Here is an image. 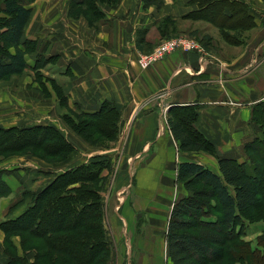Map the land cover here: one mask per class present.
I'll return each mask as SVG.
<instances>
[{"label":"crops","instance_id":"0c3cea01","mask_svg":"<svg viewBox=\"0 0 264 264\" xmlns=\"http://www.w3.org/2000/svg\"><path fill=\"white\" fill-rule=\"evenodd\" d=\"M83 1L36 0L28 5L32 13L22 41L38 42L40 54L57 57L61 71L40 85L31 74L23 79V87H17L20 77L11 78L12 84L6 86L4 84L9 82H0V90L7 92V97L0 95V100L10 102V110L36 103L33 115L38 113L44 119H51L61 128L64 122L58 90L64 96L62 107L65 106L66 111L96 113L105 102L115 106L119 113L120 137L113 148L124 149L123 165L128 167L127 172L131 167L137 180L132 192L134 200L121 206V213L128 221L134 244L138 245L134 261L151 264L150 248L156 244V231L160 227L158 214L162 208L156 204L174 193V188L170 190L169 184L164 188L159 181L171 180L177 185L181 157L165 118L167 115L169 118L170 111L174 107H196L195 129L214 144L218 155L240 163L247 162L243 154L246 144L262 132L253 117L256 106L264 102V0H238L247 5L255 24L245 31V39L243 32V41L239 44L228 43L221 34L212 33L211 40L203 45L205 53L176 51L148 70L137 65L139 54L152 51L153 39L163 40L159 28L166 18L180 24L188 21L189 27L191 23L208 25L206 20L191 16L199 11L198 2L118 0L113 6L100 4L102 17L92 18L80 12ZM199 30L187 32L199 33ZM25 57L32 69L34 55ZM54 81L56 86L61 83V87H54ZM10 114L11 117L16 115L15 112ZM68 136L77 153L87 150V157L83 155L82 160L89 161L91 155L98 154L74 131ZM183 157L185 161L210 165L213 172L219 173L217 160L205 153H197L195 159L189 153ZM31 160H26L31 165L26 168L20 165L14 169L13 162L1 164L0 179L11 191L7 197L0 198V222L8 217L11 205L21 198L18 195L22 189L39 188L30 176L29 167L43 172L49 169ZM173 205L163 209L167 231ZM23 211L16 210L13 217ZM151 229L155 233L148 236L145 230ZM4 237L0 229V253ZM16 244L19 245V239ZM158 245L157 259L166 257L164 246ZM19 254L24 256L21 248ZM28 259L33 261L34 258L29 256Z\"/></svg>","mask_w":264,"mask_h":264},{"label":"trees","instance_id":"16d2710c","mask_svg":"<svg viewBox=\"0 0 264 264\" xmlns=\"http://www.w3.org/2000/svg\"><path fill=\"white\" fill-rule=\"evenodd\" d=\"M34 1L0 0V14L3 16L0 17V82L20 76L29 68L25 53L31 50L33 42L22 40L32 13L28 5ZM196 1L199 11L191 16L218 24L216 17L209 16V12L215 10L223 19L220 33L228 43L239 44L243 41V31L255 25L243 2ZM117 2L84 0L80 12L100 18L103 15L100 4L113 6ZM164 21L169 29L172 21L169 18ZM159 29L166 39L173 37L170 30H164L162 26ZM232 30L234 35L230 33ZM191 35L198 37L199 33L195 31ZM203 40L206 44L210 36ZM58 91V95L62 94L61 90ZM61 101L64 105L65 99ZM68 112L70 116L64 115L67 124L83 139L95 138L97 142L98 137L110 141L117 138L119 113L112 103L105 102L96 113ZM170 112L168 124L180 151L211 150V144L194 127L196 107H174ZM253 119L262 132L245 147L253 165L252 171L245 163L223 158L218 162L219 173L196 162L179 164L178 181L184 183L192 196L178 202L171 213L167 242L172 264H225L227 246L238 237L235 231L242 217L254 209L264 212V191L260 187L264 179V102L256 106ZM22 138L27 139L17 142ZM87 142L91 143L90 140ZM29 149L43 152L44 157H63L76 148L68 138L52 128L36 127L22 133L20 129H0V151L25 153ZM105 160L93 158L56 177L51 185L35 195L24 192L21 199L9 208L7 219L0 223L6 235L0 264H108L109 254L106 253L110 247L98 188L107 164ZM10 191L8 184L0 179V198L9 195ZM29 197H33L31 203L21 214L13 217L17 207ZM69 212L78 217L85 216L83 222L45 227L49 220L64 219ZM215 212L218 213L217 219L212 218ZM15 236L21 238L24 257L17 255L12 240ZM69 245L83 246L94 250V253L87 260H80L70 252ZM29 256H33L34 262L29 261Z\"/></svg>","mask_w":264,"mask_h":264},{"label":"rangeland","instance_id":"374dc122","mask_svg":"<svg viewBox=\"0 0 264 264\" xmlns=\"http://www.w3.org/2000/svg\"><path fill=\"white\" fill-rule=\"evenodd\" d=\"M209 16L216 17L215 20H216V23L218 24H215V22L214 24H212L211 22L207 21L208 25L203 24V23L201 25L191 23L192 27H189L190 25L188 24L190 23H188V21L185 23H181V24L180 22L178 23L172 22V23H169V29H168L166 28L167 23L164 21L162 27L164 28V30H168V31L170 30L171 35L173 37L168 38V39L178 38V37H189L191 39L196 40L199 44L203 46V44H205V41L203 40L205 36H210V40H211L212 33L215 36L216 34H219V36L221 34L220 27L223 23V19L220 17L219 14L216 13L215 10L209 12ZM0 17H3V16L0 14ZM228 25H232V24L229 23ZM204 26H208V28L204 29ZM194 29H200L198 37L192 36L191 35L192 32H187L188 30L191 31ZM243 32H244V39H245L247 32L245 31ZM230 33L232 35L235 34V32L233 31H230ZM160 36L163 40L161 39L158 40V38L153 39L154 47L150 48L152 50V51L150 50L151 52H153V50L156 49L163 41L168 40L161 33H160ZM242 39H243V33H242ZM232 41L234 40L232 39ZM37 46H38V42H33V46H30L32 51L25 53L26 55L28 54L34 55L35 60L31 61L30 67L32 66V69L28 68L22 75L14 76V77H20L21 79V81H19V86L17 87H23L22 85L23 79L25 78V76L29 74L32 75L33 77L32 79L34 80V82L40 85V83L43 84L46 81V79L51 80V78L56 72L58 73L59 71H61L57 67L58 58L52 55L48 56L47 54H43V53L40 54L39 47ZM205 51L206 50L204 48V53ZM151 52H148V53H151ZM148 53H144V54H148ZM5 81L9 83L4 84V86H6L7 84H12L10 83L11 79H7ZM54 87H57V89L60 88L61 83H60V86L58 85L56 86L55 81H54ZM13 90L15 92V89ZM0 95L3 97H7L6 90H0ZM62 96L63 94L59 95V102H60V106H61L62 113H63L61 121L63 120L62 122H64L63 123L64 128L57 126L54 122H52L51 119H44L38 113L37 115H33L32 110L37 105L36 103L35 104L33 103L32 105H27V104L18 105L17 109L10 110L8 109V105H10L11 103L10 102L8 103L7 101L2 102L0 100V129L2 130H9L13 128L20 129V133H22L25 130L30 131L32 128H36V127H43L44 129L52 128L53 130L57 131L61 136L68 138V140L73 145H75L71 141V137L68 136L70 135V131L72 129L67 124L65 117L70 116V113L66 111L65 109H63L64 106L62 107L63 102L61 101V99H63L64 97ZM14 112L16 115L11 117L10 113H14ZM64 115L66 116L64 117ZM165 118L168 119V115ZM66 128L69 130V133L66 130ZM77 136L80 137L79 135ZM119 137L120 135H118V133H117V138L114 141L103 140L98 137L97 142L94 141L96 140L95 138H92V139H89L91 143L87 142L89 141L87 139H83L82 137L80 138L86 144L92 146L91 147L92 149H96L98 153L97 155H91L90 160L96 157H101L103 159L106 158L105 161L107 164H105V167L101 173V176L103 178L99 180L98 188L100 187L99 193L101 196V202L104 207V225L106 229V239L110 247L109 252L106 253V254H109L108 264H140V263L144 264L145 262H139L138 259L134 261L133 259L135 253L137 254L138 245L134 244L133 238L130 236L129 231H128L129 230L128 221L125 220L123 216L124 213L123 214L121 213L122 212L121 208L125 204L127 205L129 200L130 201L134 200V195L132 192H134L133 190L137 187V180L135 176L136 173L130 169L131 167L129 166V169L127 172L126 168L128 167L123 165L124 159H123L122 153L124 149L113 148L116 143L115 141L117 142L119 141ZM25 139L27 138L17 139V142H22ZM204 139H206V137H204ZM206 140L211 144V145L209 144L211 148L210 151H196V152L189 153V152H183V151L178 150L179 155L181 156L180 163L185 161L183 160L184 158L183 156L187 155L188 153L194 159L196 158L197 153L198 154L205 153L207 157L213 158L214 160L216 159L217 162H219V159H222V158L228 159L226 157L221 156L220 153L218 155L219 151L215 148L214 144L210 140L208 139ZM253 142H249L248 144H251ZM248 144H246V146ZM177 146L179 149L178 144ZM78 151H79L78 153L76 149L73 152L68 151L63 157H44L43 152L34 151L32 149H29L25 153H23L22 151L17 152V153L15 152L3 153L2 151H0V166L3 163L13 162L11 163V167L14 169L18 168L20 165H23L24 168H26L28 166H31L30 162L26 160L32 159L31 161H36L38 163L43 164L47 168H49L48 170H45V171H49V170L53 171V172H45V171L43 172V170H36L34 166L29 167L30 169L28 170L30 171V176L36 180L35 183L37 187L39 188L37 190L22 189L19 192L18 197H22V194L24 192H29L32 195H35L38 192L42 191L43 189L47 188L49 185H51L53 181L56 179V177L87 162V159L86 160L81 159L83 158V155L87 157V152H86L87 150L82 149ZM243 154L247 160V162L245 163L248 166L247 169L252 171L253 165L250 163V158L245 148H244ZM75 157H79V159H75ZM188 162H191V161H188ZM237 163L243 164L238 161ZM203 166L207 167L208 169H211L210 165L205 164ZM218 166H219V163H218ZM44 178L46 179V181ZM159 182L164 188H167V184H169L170 190L174 188V193H172V195L167 196L166 197L167 200L165 199L166 201L161 200V201H158L156 204L162 207L161 209H159L160 213L158 214L160 227L156 231L157 232L156 234L159 238L158 237L155 238L156 244L152 245L150 248L152 251V254H149V256L151 257L152 260L149 263L151 264H172L169 256H167L168 255V242H166V238L168 236V231L166 230V222H164L163 220V218L166 217V213H163V209L167 207L171 208L173 204H174L173 206H175L181 200L191 197L192 193L185 188V185L183 182H180L178 180H177V185L175 186L172 184L171 180L170 182H167L164 180L159 181ZM260 187L264 191V179L262 180V184ZM32 198L33 197H29L25 200L24 203L22 202V204L17 207L18 208L17 212L25 209L27 205L31 203ZM20 199L21 198H18V201ZM171 199H174L172 205H170ZM118 207H120V209ZM262 207L264 208V206ZM116 209L118 211L120 210V212H116ZM217 217H218V213L215 212V217H212V218L217 219ZM84 218L85 216L82 218V217L76 216L74 213L69 212L68 214H66V217L64 219H60L59 217V219L49 220L47 224L45 225V227H48L49 225H52V226L53 225H64V224L74 225L78 221L83 222ZM6 219H7V216L5 217V220ZM146 232L148 233V236H151L152 234L155 233L154 230L152 229L145 230V233ZM235 233L236 235L238 234L237 235L238 237L234 241L230 242V244H228L227 246V254H226L227 258L225 259V264H262L264 262V212H261V210H258V209L257 210L254 209V210L247 212L242 217L240 224L239 226H237ZM4 236H5L4 237V241H5V238H6L5 233H4ZM18 239H19V245L16 244ZM12 240L16 247L17 255H19V257H22L19 254V248H21L22 251L24 252L22 245H21V238L19 236H15L12 238ZM158 244H162L164 246L165 251H166V257L164 258L160 257L159 259H157L156 257L157 250H160V247ZM68 248L70 252L77 259H80V260H87L94 253V250L92 249L87 250L83 246L69 245ZM131 252H132V255H130ZM31 262H34V259Z\"/></svg>","mask_w":264,"mask_h":264},{"label":"built area","instance_id":"2783aa9c","mask_svg":"<svg viewBox=\"0 0 264 264\" xmlns=\"http://www.w3.org/2000/svg\"><path fill=\"white\" fill-rule=\"evenodd\" d=\"M176 51L204 53V48L196 40L189 37L168 39L163 41L153 52L148 54H139L137 65L142 70H147Z\"/></svg>","mask_w":264,"mask_h":264}]
</instances>
